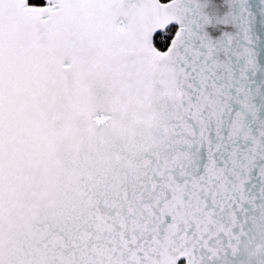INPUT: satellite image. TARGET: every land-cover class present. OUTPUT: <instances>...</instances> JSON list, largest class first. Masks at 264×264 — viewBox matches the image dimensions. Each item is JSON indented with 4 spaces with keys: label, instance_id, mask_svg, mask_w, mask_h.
<instances>
[{
    "label": "snow or ice",
    "instance_id": "6c2138e0",
    "mask_svg": "<svg viewBox=\"0 0 264 264\" xmlns=\"http://www.w3.org/2000/svg\"><path fill=\"white\" fill-rule=\"evenodd\" d=\"M0 264H264V0H0Z\"/></svg>",
    "mask_w": 264,
    "mask_h": 264
}]
</instances>
